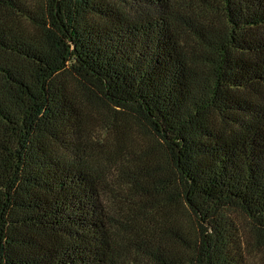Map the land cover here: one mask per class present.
<instances>
[{
  "label": "trees",
  "instance_id": "1",
  "mask_svg": "<svg viewBox=\"0 0 264 264\" xmlns=\"http://www.w3.org/2000/svg\"><path fill=\"white\" fill-rule=\"evenodd\" d=\"M264 0H0V264H253Z\"/></svg>",
  "mask_w": 264,
  "mask_h": 264
},
{
  "label": "rangeland",
  "instance_id": "2",
  "mask_svg": "<svg viewBox=\"0 0 264 264\" xmlns=\"http://www.w3.org/2000/svg\"><path fill=\"white\" fill-rule=\"evenodd\" d=\"M237 222L240 226V233L242 235V240L244 241V246L247 252V258L253 262V264H264V249L257 248L252 245L251 234L247 226L248 221L242 215L238 214Z\"/></svg>",
  "mask_w": 264,
  "mask_h": 264
}]
</instances>
